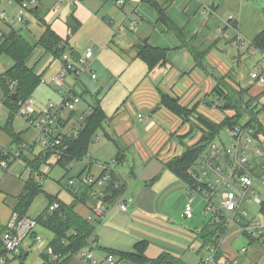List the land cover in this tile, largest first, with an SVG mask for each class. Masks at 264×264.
<instances>
[{
  "label": "crops",
  "instance_id": "obj_1",
  "mask_svg": "<svg viewBox=\"0 0 264 264\" xmlns=\"http://www.w3.org/2000/svg\"><path fill=\"white\" fill-rule=\"evenodd\" d=\"M157 1L164 9L165 20L146 0H125L122 6L115 0L39 1L43 18L64 40L66 52L72 56L71 61L85 55L88 48L93 51L89 69L84 72L90 77L91 73L96 74L89 84L93 90L90 92L92 99L87 107L80 105L76 113H68L65 119L60 120V131L64 132L73 118L84 120L90 106L97 105L95 101L101 104L107 115L103 129L93 138L87 154L89 157L84 158L85 163H74L71 175L88 172L99 177L107 171L109 163H115L112 170L124 184L121 194L105 202L100 200V196L107 187L98 184L91 188L87 185L68 186L72 198L70 202L61 200L67 204L91 202V212L82 215L88 219L100 203L106 206L103 218L95 227V240L91 247L85 249L92 253L95 264L104 259L110 264L107 249L130 252L135 250L138 242L146 243L144 252L150 258L170 252L186 264H199L210 252L200 233L219 221L220 216L224 230L216 232L215 236L220 251L216 264H264V249L259 235L254 233L255 222L264 225L261 204L241 203L239 209H245L248 214L236 221L235 211H224L221 215L214 212V207L220 206V197L213 200L211 209L207 208L205 194L208 189L205 186L193 203V215L183 217L189 189L197 184L192 177L195 170L191 171L192 182L189 184L167 166L201 140L205 129L198 122L197 115L220 123L226 115L235 113L233 108L215 106L219 100L222 104V98L215 93L217 86H221L223 95H232L234 100L252 101V112H257L264 126V84L251 78L250 71L247 74L243 71L250 63L253 70L258 68L264 72V51L253 46L255 37L264 30V0ZM0 8L7 10V18L0 17V30L8 32L18 4L3 0ZM220 30L224 35L218 34ZM81 35L85 36L84 43L78 41ZM72 36L77 37L74 40ZM238 40L243 41L241 47L235 44ZM142 43L165 49L166 60L149 69L138 55ZM36 50L38 52L39 48ZM34 61L29 59L30 64ZM61 61L64 67L66 62ZM86 92H89L87 87L83 93ZM164 98L176 100L188 111L182 114L175 112L163 103ZM0 101V157L4 152L18 150L21 145H30L24 148V155L13 159L7 168L0 164L1 233L13 213L17 212L25 179L30 176L27 159L35 158L40 149L35 144L36 129L29 126L18 111L3 103L2 90ZM30 102L34 107L41 105L33 96ZM141 112L144 114L139 116ZM249 116L245 113L241 121H247ZM225 131L228 143L221 135L212 143L221 148L220 161L230 171L232 156L225 147L230 148L232 140L229 129ZM212 143L203 151L201 158ZM263 143L264 131L254 134L248 145L249 162L245 168L254 163L255 175L257 170H260V175L263 173L264 156L256 155ZM260 175L256 176L253 188L257 181L263 182ZM63 176L62 180L66 177ZM59 194H50L42 189L25 216L37 218L49 206L48 196ZM38 201L40 207H36ZM124 202L127 206L122 209L120 204ZM75 209L77 211V205ZM38 226L37 234H41L45 242L27 237L18 250H4L0 245V264H45L41 253H50L47 245L54 232H45L44 229H49L44 226L43 231L39 230ZM52 257L50 255L51 260ZM66 264L90 263L76 254ZM115 264L135 263L115 256Z\"/></svg>",
  "mask_w": 264,
  "mask_h": 264
},
{
  "label": "trees",
  "instance_id": "obj_2",
  "mask_svg": "<svg viewBox=\"0 0 264 264\" xmlns=\"http://www.w3.org/2000/svg\"><path fill=\"white\" fill-rule=\"evenodd\" d=\"M9 1H13L15 4L19 5L26 0ZM36 1V4L29 8V13L37 19L44 29L35 43H31L22 32L11 23H9L10 30L8 32L0 30V55L4 54L12 59L11 66L6 69L4 73L0 74V87L3 91V103L14 111L20 109L21 101H26L31 98L36 87L41 83L43 75L38 73L34 66L29 63L30 56L35 48L38 46L43 47L44 50L50 52L54 58H62L63 53L67 50L62 37H60L43 18L40 11V0ZM146 1L154 5L160 13V18L165 20L164 9L160 6L158 1ZM253 46L256 49L264 51V30L255 37ZM138 55L147 63L149 69H152L158 63L166 60L165 49L154 48L148 43L139 45ZM12 81H15L14 86L10 84ZM215 93L222 98L220 108H233L235 113L226 115L225 119L220 123L214 122L203 115H197L198 122L205 129V133L201 140L196 145L188 148L182 156L173 159L167 165L177 176L181 177L189 184L192 182L191 171L195 170L196 172L199 169L201 155L206 147L220 137L225 129H229L230 131V129L235 126L242 124L241 120L245 113H248L250 116L244 124L252 126L256 131V135L264 131V126L258 119L257 112H252V101L244 103L243 101L232 99V95H223L221 86L215 88ZM14 94L16 98H14ZM163 103L180 114L188 111L179 106L177 101L173 99L164 98ZM226 103H228V105H225ZM95 104L97 105L90 106L91 110L84 118L82 126L76 131V135L73 131L71 134H63L62 141L64 145H67V148H61L63 151L61 154L57 155L56 164H60L67 170L65 175L68 174L71 165L83 160L87 156L94 136L99 130L103 129L107 115L100 103L95 101ZM262 110H264V105ZM71 113L74 114L76 112L74 111ZM23 155L24 152L21 157ZM53 156L54 153L51 150L40 151L36 154L35 158L27 159V166L30 168V176L25 179L24 192L20 195L19 204L15 210L21 216H25L34 198L42 192L43 183H40L35 175L42 171V166L48 164ZM110 175L111 179L105 190V194L100 196V200L103 202L112 200L124 190V184L119 181L118 174L114 170H111ZM193 180L198 183L197 179L194 177ZM116 183L118 186H116ZM93 186V184L87 185L89 188ZM107 195H109V197H106ZM48 197L49 206L36 219L38 225H42L54 232V237L49 241L47 250L52 248L53 253L58 255V257L56 259L52 258L51 260L50 253L43 252L41 255L45 264H66L74 255L92 246L91 237L94 235L96 223L100 221V219L89 220L88 218H84L76 211L75 201L67 204L60 200L58 196L49 195ZM53 202L59 203L57 209H50V205ZM260 212L264 215V200L260 205ZM222 220L223 218L221 217V219L216 221L210 228L200 233L201 237L205 239L206 244L209 245V249L212 247L217 248L215 255L216 259H218L220 251L216 241L217 237L215 238V236L216 232H222L224 230L223 222H221ZM6 228L0 233V238ZM0 243V245L4 247V250H7L1 239ZM145 247V242H138L135 245L134 251L125 252L111 249H107V251L117 256L119 260L133 262L135 264H186L179 256L170 252H162L158 257L150 258L144 252Z\"/></svg>",
  "mask_w": 264,
  "mask_h": 264
},
{
  "label": "built area",
  "instance_id": "obj_3",
  "mask_svg": "<svg viewBox=\"0 0 264 264\" xmlns=\"http://www.w3.org/2000/svg\"><path fill=\"white\" fill-rule=\"evenodd\" d=\"M73 1V0H71ZM120 6L124 5L125 0H115ZM36 0H26L18 5L17 10L14 12L11 24L22 23L26 20L24 19L26 11L29 12V8L36 4ZM0 17L7 18V10L0 8ZM232 21H235L233 16L230 17ZM1 34V31H0ZM219 35H224L222 30L219 31ZM236 46L241 47L243 41H236ZM93 56V51L91 48L85 53V56H78L74 58L75 61H71L72 56L70 53L65 52L62 55V59L66 62L64 70H60L56 76L53 78L55 82L63 86L66 82L67 71L76 76H80L81 71L86 72L89 69V59ZM251 78L258 80L260 83L264 84V72H260L258 68H255L250 73ZM91 77L95 78L96 74L91 73ZM42 81V80H41ZM11 86L15 85V81H12ZM61 91V90H60ZM82 102V95L74 93L72 89L63 95V99L60 103H49L42 108L34 107L30 99L26 101H21L20 109L18 110L19 116L25 120V122L36 129L37 137L36 143L41 145V151L51 150L54 153V157L62 153V149H66L67 145L63 144L62 137L65 134L59 129V121L66 118V115L71 112H77L79 106ZM2 102L0 101V105ZM220 105V100L215 102V106ZM91 110V108H90ZM89 110V111H90ZM77 132L74 134L76 135ZM256 133L252 126L247 124H240L230 129V139L232 140L230 148H226L229 155L232 156L230 171L223 167L220 161L221 148L212 143L209 146L207 152L202 156L199 169L192 175L197 179L198 183L189 189L188 202L182 213L183 217H191L193 215V203L197 197V194L203 193V189L206 186L207 192L205 194V200L207 202V208L214 206V201L216 197L220 196V206L214 207V212L220 214L224 211H235L234 220L239 221L241 216H246L247 211L240 210V205L243 202H253L257 204L262 203L261 192L256 193L253 184L255 182L256 175L254 173V163L245 168L248 164L249 159L247 156L248 145L251 142L253 135ZM30 145H21L16 151L4 152L0 157V164L3 168H7L13 159L20 158L24 152V148ZM262 148L257 149L256 155L259 157L264 156V143ZM7 156V157H6ZM115 163H109L107 171L104 172L99 177H94L90 173H83L81 175L70 177L68 180V186L74 188L81 185H101L107 187L111 179V170ZM263 173L260 178L264 182V163L261 165ZM243 171L239 174V171ZM38 181L43 183L48 178V173L46 170L36 174ZM116 186L118 184L116 183ZM234 187L236 190L232 189ZM222 189L221 194L218 195ZM105 194V192H104ZM121 208L125 209L127 204L121 203ZM59 207L58 202H53L50 205V209L54 210ZM106 206L100 203L94 210L90 220L101 219L104 215V210ZM221 215V214H220ZM222 216H220L221 219ZM38 221L36 218L21 216L19 213H13L11 219L7 224L6 230L1 235V240L5 247L9 250H18L27 237H33L35 241L41 240V235L37 234ZM255 232L259 235L261 244L264 249V225L260 222L254 223ZM53 259H56L58 255L53 253L52 248L48 249ZM216 251L217 248L212 247L210 252L200 261L199 264H216ZM78 255L87 260L90 264H95L91 252L82 250ZM264 257V252H263ZM107 260L110 264H115V256L111 253L108 254Z\"/></svg>",
  "mask_w": 264,
  "mask_h": 264
},
{
  "label": "rangeland",
  "instance_id": "obj_4",
  "mask_svg": "<svg viewBox=\"0 0 264 264\" xmlns=\"http://www.w3.org/2000/svg\"><path fill=\"white\" fill-rule=\"evenodd\" d=\"M24 19L29 20L30 24H25V22H22V23H15V24H13V26L18 28L22 32V34L31 43H35L38 40L41 33L43 32L44 28L37 21V19L34 16H31V14L28 11H26ZM76 37L77 36H72L71 39L75 40ZM84 39H85V36H83V35L78 37V41H80L81 43L85 42ZM86 42H91V41H86ZM94 47H95V50H98L96 46H94ZM36 48H39L38 52H37V50L36 51L34 50V52L30 56V59H32V61L35 60L32 63L34 68H36L35 70L38 73L39 72L43 73L42 81L36 87V89L32 95L37 104L41 103V105H38V106L36 105V107L42 108L51 102L60 103L63 99V95L68 93L71 89L76 93H83V91L85 90V87H87L89 89V92L82 94L83 99H82V102L80 105H82L83 107H85V106L87 107V103H90V101L92 99L90 92L93 91L89 87V84L92 81V80H90L91 79L90 75L85 74L84 71H81L80 76H76L75 74H71L67 71L66 82L63 86H61L57 82H55L53 80V78L56 76V74L60 70H64V68H65V67H63V63L61 61L62 58H54L53 55L50 52H46L43 47L38 46ZM81 56H85V55H81ZM71 60H73V59H71ZM11 64H12V59L9 56L4 55V54L0 55V74L4 73L5 70L11 66ZM252 70H253L252 65L250 63L246 66V68H243V71L245 72V74H247V72H249V71L251 72ZM1 90L2 89L0 87V98H1ZM142 114H144V112H141L139 116H142ZM245 121H246V119H243L242 122H245ZM83 123H84V120H79V119L73 118L70 125H68L66 128H64V132H66L67 134H71L72 131L76 132L82 126ZM221 138L224 140L225 143L226 142L228 143V134L226 131L221 133ZM119 141H121V140H119ZM121 143H122V141H121ZM36 146L38 147V150L40 149V151H41V145L39 143H36ZM87 157H89V155ZM82 162L85 163L86 159H84L83 161H80V162H75V163L77 165V164L82 163ZM74 168L75 167L71 165L69 168L68 174L65 175L67 170L64 169V167H62L60 164H56V157H54V156L51 157V159L49 160V163L42 166V169L46 170V173L49 174L47 180L43 182L42 189L45 192L50 193V194L60 193L58 195V198L60 200L62 199L65 202L71 200L70 198H72V191H71V189L68 188L67 184H68V180L70 177L76 176V175L75 176L71 175ZM27 173H28V170H27ZM29 173H28V175H29ZM63 175H65L66 177L62 180L61 178ZM259 175H260V170H257L256 176L259 177ZM97 189H99V187H97ZM232 189L236 190L234 187H232ZM254 190L256 193L261 192V199L264 200V182H262L260 180L257 181L256 185L254 187ZM221 191H222V189H220V192L218 193V195L221 194ZM219 197L220 196H218V198ZM219 200L220 199H218V201ZM44 202H45V198L42 199V204H44ZM37 203L38 204L36 207H40L41 203H39V201ZM76 205H77V211L83 216H86L88 212H91V210H90V208L92 206L91 202H86V203L78 202ZM38 229L43 231L42 226H38ZM44 230H45V232L50 231L47 229H44ZM45 240L46 239L42 237L40 241L45 242ZM94 240H95V235H93L91 237V242L93 243ZM38 242H36V244ZM34 264H35V262H34ZM99 264H108V263L106 262V259H104V261H99Z\"/></svg>",
  "mask_w": 264,
  "mask_h": 264
},
{
  "label": "water",
  "instance_id": "obj_5",
  "mask_svg": "<svg viewBox=\"0 0 264 264\" xmlns=\"http://www.w3.org/2000/svg\"><path fill=\"white\" fill-rule=\"evenodd\" d=\"M29 22H30L29 20H26V21H25V24H29ZM14 98H16V95H15V94H14ZM225 105H228V103H226ZM118 143H119L120 145H122L121 141H118ZM242 172H243V171H240L239 174H241ZM108 196H109V195H107V197H108Z\"/></svg>",
  "mask_w": 264,
  "mask_h": 264
}]
</instances>
